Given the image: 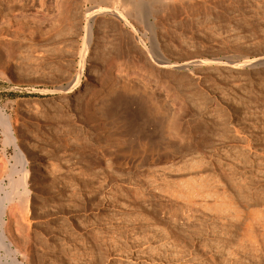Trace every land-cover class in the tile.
<instances>
[{
    "label": "rangeland",
    "instance_id": "obj_1",
    "mask_svg": "<svg viewBox=\"0 0 264 264\" xmlns=\"http://www.w3.org/2000/svg\"><path fill=\"white\" fill-rule=\"evenodd\" d=\"M95 5L0 0L1 262L264 264V0L172 11L156 46L95 14L82 48Z\"/></svg>",
    "mask_w": 264,
    "mask_h": 264
},
{
    "label": "bare ground",
    "instance_id": "obj_2",
    "mask_svg": "<svg viewBox=\"0 0 264 264\" xmlns=\"http://www.w3.org/2000/svg\"><path fill=\"white\" fill-rule=\"evenodd\" d=\"M92 1L96 2V5L93 8L87 10L86 13H85V16H84V18H85L84 35H83V37H81L82 41H83L82 48H84L83 46H88L90 44V36H91L90 35V27L91 26H90L89 23H90L91 18L95 14L108 15V16L114 18L115 20L120 21L123 24L129 26L132 30H136V26L137 25L141 26L142 29H143V36H145L146 39H143V38L139 37L137 35V33H135V38H136L137 42L140 43L142 46H156L158 42L156 43V38L157 37L155 38V34H154L155 33L154 32L155 22L157 20H159V19L166 18L172 11L180 10L183 13L188 14L190 11H193L196 8V6L198 5V3L201 0H92ZM83 52H84L83 50H81V52H79L82 58L84 56ZM261 63H262V61H261ZM163 64H164V62H163ZM163 64H160V65H163ZM165 64L167 66V61H166ZM228 64H230V63H228ZM171 66H173V65H171ZM81 70H82V68H81ZM73 78H75V77H73ZM71 81H72V79H70V82L68 81L69 83H67L68 84L67 86H62L61 85L59 87L60 92L61 91H65V92H70L71 93V92H74L77 88L80 87L79 74L76 76V79H74V81H72V83H71ZM6 120H7V118H6ZM0 122H1V120H0ZM8 125H10V124H8ZM7 131H9V130H7ZM6 133H8V132H6ZM10 135L11 134H9V136L6 135V136H8L6 140H8V141L12 140V138H11L12 136H10ZM20 156H21V154L18 152V154H16V156H15V160H18L19 158L21 159ZM14 169H13V171H14ZM10 172H12V171L10 170ZM14 172H16V169H15ZM12 175L9 176L8 178H11V183L14 184L17 181L15 182L14 179H12ZM9 182H10V179H9ZM20 182H22V181H20ZM13 184H11L10 188L14 187V186H12ZM23 188H24V186H23ZM0 190H2V189H0ZM12 191H14V190H12ZM17 192L18 191L16 190V192H14V194L12 193L13 195L10 194L11 192L10 193L8 192L9 195L8 194L4 195L5 198H7V201L9 203H6L4 205L2 204V206L0 207V220L1 221H2V217H3L4 212H6V210L8 211L9 209H11V207H10L11 203L10 202L16 197ZM22 193L24 194L25 191L18 193L19 194L18 196L20 197V200L18 201L19 204H21L20 201H22L21 199H23L22 198V196H23ZM6 195H7V197H6ZM5 238H4V234L1 233L0 234V247H5V250L8 253V252H10V243H5V241H4ZM13 252H11V253H13ZM10 260H9L10 263L8 262L7 264H25V263L17 262L14 259H10ZM0 262H1V260H0ZM1 263L3 264L4 262H1Z\"/></svg>",
    "mask_w": 264,
    "mask_h": 264
}]
</instances>
